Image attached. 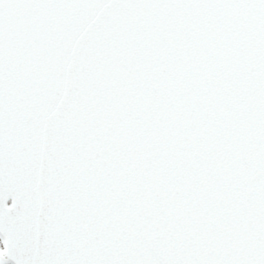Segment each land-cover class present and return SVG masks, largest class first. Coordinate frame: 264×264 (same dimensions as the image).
<instances>
[{"label": "snow or ice", "instance_id": "obj_1", "mask_svg": "<svg viewBox=\"0 0 264 264\" xmlns=\"http://www.w3.org/2000/svg\"><path fill=\"white\" fill-rule=\"evenodd\" d=\"M0 264H264V0H0Z\"/></svg>", "mask_w": 264, "mask_h": 264}]
</instances>
